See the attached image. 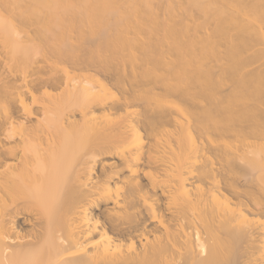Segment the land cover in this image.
<instances>
[{
	"label": "bare ground",
	"instance_id": "1",
	"mask_svg": "<svg viewBox=\"0 0 264 264\" xmlns=\"http://www.w3.org/2000/svg\"><path fill=\"white\" fill-rule=\"evenodd\" d=\"M0 264H264V0H0Z\"/></svg>",
	"mask_w": 264,
	"mask_h": 264
}]
</instances>
